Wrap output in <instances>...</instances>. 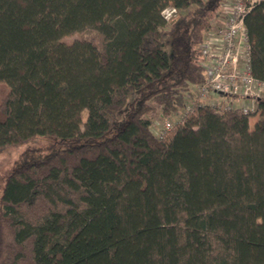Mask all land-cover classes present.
Masks as SVG:
<instances>
[{"label":"trees","instance_id":"16d2710c","mask_svg":"<svg viewBox=\"0 0 264 264\" xmlns=\"http://www.w3.org/2000/svg\"><path fill=\"white\" fill-rule=\"evenodd\" d=\"M221 1L0 0V152L48 139L1 178L0 264H264V96L252 128L209 103L175 119ZM244 25L264 79V0ZM87 27L101 43L62 40Z\"/></svg>","mask_w":264,"mask_h":264},{"label":"built area","instance_id":"2783aa9c","mask_svg":"<svg viewBox=\"0 0 264 264\" xmlns=\"http://www.w3.org/2000/svg\"><path fill=\"white\" fill-rule=\"evenodd\" d=\"M260 0H222L220 18L204 33L200 44L199 63L204 70V81L193 88L175 114L181 120L199 104H217L218 108H238L250 117L258 114L256 99L264 96V79L251 72V44L247 37L244 17L251 7ZM175 13V8L167 6L162 10L165 19ZM221 94L225 101L210 99ZM172 121L164 123L162 130L152 133L160 137Z\"/></svg>","mask_w":264,"mask_h":264},{"label":"rangeland","instance_id":"374dc122","mask_svg":"<svg viewBox=\"0 0 264 264\" xmlns=\"http://www.w3.org/2000/svg\"><path fill=\"white\" fill-rule=\"evenodd\" d=\"M173 16V15H172ZM217 18H220V14H218ZM92 38L94 41L101 43L102 36L101 34L93 27H87L82 30L73 32L71 34L65 35L62 37V40L66 43H71L76 40H85ZM7 90V85L4 82H0V98ZM217 97L215 96L214 99ZM210 99H213L210 97ZM152 106L155 107V112L153 115L151 113H147L145 117H151L152 123L150 125V130L153 132H158L162 130L164 123L167 121H171V117L165 118L159 116L160 113V106L156 103H151ZM85 114V109L81 111V119ZM259 118V114H255L249 117V127L252 128L254 122ZM81 129L83 128V123H80ZM48 142L47 138L44 137H35L29 140L26 143L15 145L8 147L0 152V187H1V178L2 176L11 168L13 162L18 158L19 154L26 148H33L37 146H43ZM244 264H254L252 262H245Z\"/></svg>","mask_w":264,"mask_h":264},{"label":"crops","instance_id":"0c3cea01","mask_svg":"<svg viewBox=\"0 0 264 264\" xmlns=\"http://www.w3.org/2000/svg\"><path fill=\"white\" fill-rule=\"evenodd\" d=\"M214 97H215V96H212V98H214ZM216 97H217V98H219V99H220V98L222 99V97H221V96H219V97H218V96H216Z\"/></svg>","mask_w":264,"mask_h":264}]
</instances>
